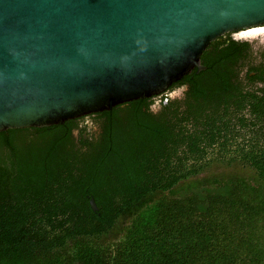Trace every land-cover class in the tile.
<instances>
[{"label": "trees", "instance_id": "1", "mask_svg": "<svg viewBox=\"0 0 264 264\" xmlns=\"http://www.w3.org/2000/svg\"><path fill=\"white\" fill-rule=\"evenodd\" d=\"M212 45L159 102L0 132V264H264V56Z\"/></svg>", "mask_w": 264, "mask_h": 264}, {"label": "water", "instance_id": "2", "mask_svg": "<svg viewBox=\"0 0 264 264\" xmlns=\"http://www.w3.org/2000/svg\"><path fill=\"white\" fill-rule=\"evenodd\" d=\"M263 25L264 0H0V132L160 95L207 70L218 37Z\"/></svg>", "mask_w": 264, "mask_h": 264}, {"label": "flooded vegetation", "instance_id": "3", "mask_svg": "<svg viewBox=\"0 0 264 264\" xmlns=\"http://www.w3.org/2000/svg\"><path fill=\"white\" fill-rule=\"evenodd\" d=\"M235 42L249 43L252 46L254 55L261 58V56H264V25L259 26V27L245 29V30H239L235 32L226 33L218 37L215 41L212 42L213 45L211 49L212 51L214 50L218 51V50L231 46V44ZM163 94L165 95L166 92L160 95H157L158 102L161 101L162 97L164 96ZM170 95L171 93L167 94L168 97ZM86 124H91V123L90 121L87 120ZM76 133H78V131Z\"/></svg>", "mask_w": 264, "mask_h": 264}, {"label": "rangeland", "instance_id": "4", "mask_svg": "<svg viewBox=\"0 0 264 264\" xmlns=\"http://www.w3.org/2000/svg\"><path fill=\"white\" fill-rule=\"evenodd\" d=\"M181 92H182V89H178V90L172 92L170 97H177V96H179L181 94ZM224 171H226V170L224 168H222V167H219V166H214L212 168V172L213 173H222Z\"/></svg>", "mask_w": 264, "mask_h": 264}]
</instances>
